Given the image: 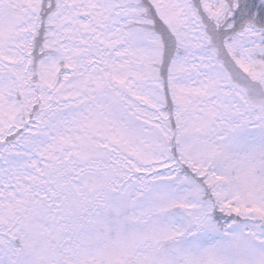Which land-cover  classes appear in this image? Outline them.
I'll list each match as a JSON object with an SVG mask.
<instances>
[{
    "label": "snow or ice",
    "instance_id": "1",
    "mask_svg": "<svg viewBox=\"0 0 264 264\" xmlns=\"http://www.w3.org/2000/svg\"><path fill=\"white\" fill-rule=\"evenodd\" d=\"M0 264H264V0H0Z\"/></svg>",
    "mask_w": 264,
    "mask_h": 264
}]
</instances>
